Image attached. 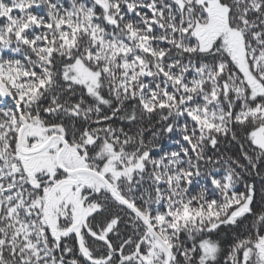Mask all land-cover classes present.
Wrapping results in <instances>:
<instances>
[{
    "label": "snow or ice",
    "instance_id": "6c2138e0",
    "mask_svg": "<svg viewBox=\"0 0 264 264\" xmlns=\"http://www.w3.org/2000/svg\"><path fill=\"white\" fill-rule=\"evenodd\" d=\"M0 264H264V0H0Z\"/></svg>",
    "mask_w": 264,
    "mask_h": 264
}]
</instances>
